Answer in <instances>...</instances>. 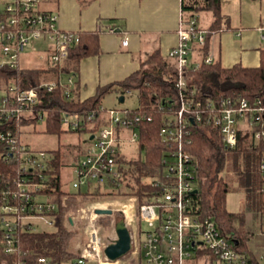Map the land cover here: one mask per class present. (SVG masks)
Listing matches in <instances>:
<instances>
[{"label": "built area", "instance_id": "built-area-1", "mask_svg": "<svg viewBox=\"0 0 264 264\" xmlns=\"http://www.w3.org/2000/svg\"><path fill=\"white\" fill-rule=\"evenodd\" d=\"M41 1L0 0V67H19V55L32 43L40 42L47 54L44 67L61 68L70 50L79 43V31L61 28L58 15L42 10ZM201 11L199 2L180 0L179 42L166 56L176 68L178 101L167 99L159 104L166 112L160 135L169 148L162 157L161 176L146 180L155 188L149 200L138 207V197L130 198L137 224L131 232L130 257L133 255L136 264H188V259L197 261L198 258H202L204 264H264V254L257 258L239 249L238 239L222 230L214 218L193 214V191L198 189L199 168L196 157L188 150L192 144V126L202 123L218 128L227 149L237 147L241 132L253 141L264 140V101L260 97L253 100L242 96L207 97L203 100L197 98V91L189 86L186 76L189 68L197 69L203 60L214 62L210 54L204 59L201 51L207 42V30L200 25ZM106 29L112 33L123 32L118 24ZM123 34L122 44L127 46L129 36L126 32ZM261 38L264 42V30ZM194 52L198 53L195 59ZM76 78L74 73H59L57 79L42 80L36 88L20 89L13 83L0 85V126L17 128L15 131L0 127V159L10 166L17 164L19 171L15 177H0V264H28L15 257L20 232L55 228L57 206L52 194L47 192L51 179L56 177L52 172L51 154L30 149L21 141L18 128L21 131L25 126H32L35 131L39 121L45 122V114L35 110L39 89L52 91L63 87L68 98ZM132 93L133 89H128L125 99ZM134 109H105L102 105L86 118L62 113V128L72 131L85 126L92 130L89 133L92 139L89 137L81 155L71 156L66 162L64 177L69 176L72 189L117 191L128 187L120 159L137 156L129 157L123 149L127 144L138 147V125L152 120L151 116ZM105 111L107 117H104ZM22 118H28L30 124L20 126ZM259 177L264 199V153ZM96 209L91 206L81 209L88 222V236L84 243L76 244L77 258L63 264H87L93 260L108 263L104 254L107 244L96 226ZM122 212L130 228L129 208L123 207ZM261 217L264 226V204ZM141 224H146L147 229H141ZM37 261L52 264L42 256Z\"/></svg>", "mask_w": 264, "mask_h": 264}, {"label": "trees", "instance_id": "trees-1", "mask_svg": "<svg viewBox=\"0 0 264 264\" xmlns=\"http://www.w3.org/2000/svg\"><path fill=\"white\" fill-rule=\"evenodd\" d=\"M192 1L199 2L202 10L211 12L213 16L211 25L206 28V45L201 49L205 59L209 54L211 38L222 25L221 0ZM100 32L101 28L96 31H79V43L70 50L65 65L61 68L0 67V85L13 83L20 89L36 88L42 80L57 79L59 73L77 75L79 61L86 56L99 53L98 34ZM175 75L174 64L167 57L162 56L159 51H155L148 56L147 60L141 62L137 71L126 79L100 87L95 95L83 100L78 97L77 78L75 87L68 98L65 96L63 87H57L52 91L39 89L35 110L45 114L43 133L60 137L67 132L79 134L84 132L87 133V137L83 141V146L67 143L48 150L52 157L54 168L52 172L56 174V177L51 179L47 192L52 194V201L57 206L54 211L57 221L55 228L50 231L20 232L17 236L18 253L15 255L17 260L27 261L28 264H41L37 258L42 256L52 264H63L76 259V231L71 229L72 223L68 212L73 206L96 202L95 193L107 192L109 195L114 194L120 197L137 196L138 207L149 200L155 188L151 187L146 180L161 176L162 157L169 148L160 135L166 112L160 109L159 104L165 103L167 99L177 103ZM186 76L190 88L197 91L196 96L199 99L242 96L251 100L260 97L264 101V50L261 51L260 64L256 67H246L240 63L232 67H224L219 60L212 63H206L203 60L197 69L189 68ZM128 89L136 90L139 94L140 107L135 108L134 111L152 117L151 121H143L138 125L140 155L130 159H120L128 187L117 191H91L87 188L64 189L62 172L65 170L66 160L71 156L81 155L92 130L85 126L72 131L62 128V113L67 112L86 118L89 112L100 109L102 100L108 93L117 90L124 95ZM28 124H30L28 118H22L20 121V126ZM3 127H10L17 131L14 125L1 128ZM18 133H20L19 128ZM188 150L196 157L199 168L198 193L194 195L193 214L214 218L222 230L238 239L239 249L255 257L249 248V241L255 232L238 228L235 224L238 216L226 209L225 201L227 193L230 192V183L224 176V170H226L227 161L234 160L228 167L234 172L233 175L238 177L240 186L246 189L250 199L255 201L262 212L264 199L260 191L259 164L264 153V140L253 141L251 137L241 132L237 147L227 149L222 142L218 128L209 124L196 123L192 126V144L188 146ZM240 154L244 156V166L240 165L235 158ZM17 168V164L10 166L0 159V177L17 176L19 173ZM111 220L109 216L102 219L105 226L109 225ZM130 256L131 253L124 258L127 259Z\"/></svg>", "mask_w": 264, "mask_h": 264}, {"label": "crops", "instance_id": "crops-1", "mask_svg": "<svg viewBox=\"0 0 264 264\" xmlns=\"http://www.w3.org/2000/svg\"><path fill=\"white\" fill-rule=\"evenodd\" d=\"M92 1L95 4H103L95 18L75 22L62 17L58 21L59 26L66 30L96 31L101 28L97 26L99 19L103 18L110 20L109 25H120L123 32L107 33L101 30L98 34L99 53L86 56L79 61L77 91L80 100L95 95L100 87L126 79L137 71L141 62L153 52L159 51L162 56L166 57L169 51L179 42L177 30L180 18V0H159V6L162 7L163 14L158 17L154 24L149 23L150 19L146 18L147 14H144L143 11L138 14L139 20L137 21L135 13L132 14L119 8L129 1L142 4L145 0ZM110 2L115 3L118 7L112 5L109 8ZM41 9L52 11L46 6ZM221 14L223 18L222 25L220 30L211 38L209 54L213 56L214 61L219 60L224 67H232L239 63L246 67L258 66L261 51L264 50V43L261 38L264 30V0H221ZM212 20L206 28L211 25ZM125 32L129 36L127 46L122 44L123 33ZM117 34V38L113 37ZM39 44L41 45L39 48L42 49V44L40 42ZM126 48L129 49L124 52ZM197 55L198 53L194 52L193 58L195 59ZM109 56H126L129 58L122 65L118 63V73L121 72V74L116 76L104 73L102 67ZM135 56L139 57L138 62H135ZM89 61L95 62V65L99 67L97 73L90 76L82 71L83 66ZM85 89L87 91L92 90V94L81 97V93ZM252 240L249 241V248L254 256L259 258L264 254L263 240L257 239V236L255 241ZM91 263L92 261H89L87 264ZM133 264H136V262L134 261Z\"/></svg>", "mask_w": 264, "mask_h": 264}, {"label": "rangeland", "instance_id": "rangeland-1", "mask_svg": "<svg viewBox=\"0 0 264 264\" xmlns=\"http://www.w3.org/2000/svg\"><path fill=\"white\" fill-rule=\"evenodd\" d=\"M92 0H42L39 4L40 8L47 7L52 10V12H55L58 15V21L62 19V17L69 18L71 21L74 20H86L87 18H95L96 14L99 12L101 7H103V4H95L92 3ZM112 5H116L113 2H110L109 8L112 7ZM118 7V5H116ZM1 8V4H0ZM125 11H129L130 13H135V19L138 21L139 17L138 14L140 12H144V14H147L148 19H150L149 23L154 24V22L163 14L162 7L159 6V0H145L142 4L138 2L129 1L119 7ZM210 20H212V15L208 11H201V19H200V25L202 28H206ZM110 20L105 19H99L98 25L101 27L103 31H107L106 27L109 25ZM84 22V21H82ZM89 22V20H87ZM113 22V21H112ZM117 35H113V37L117 38ZM112 37V38H113ZM264 43V42H263ZM39 42L32 43L29 47H27L20 55H19V64L23 68H40L44 67L46 65V56L47 54L39 44ZM264 46V45H263ZM126 48L124 49V52L127 51ZM135 62H138L139 57L135 56ZM129 58L126 56H109L108 59L105 61L104 66L102 67L104 73H107L106 75H116L121 74L118 73V63L124 64L125 61H127ZM147 60V57L145 58ZM95 62H88L86 63L82 71L86 72L89 76L91 74L97 73V67L95 65ZM91 91H87L86 89L81 93V97H87L89 94H92ZM120 92L115 90L110 93H108L102 100V105L105 109H134L139 106V97L138 92L136 90H133V93L131 95H126L125 102L121 103L119 101ZM92 96V95H91ZM108 113L107 111L104 112V117H107ZM44 129V122L39 121L35 125V131L32 130V126H25L21 128L20 133V139L22 142L26 143L30 149L32 150H51L55 149L56 147H59L61 145L67 144V143H76L80 146L84 145V140L87 137V133H65L62 134L60 137H57L55 135H48L43 133ZM124 153H126L129 157L131 156H139L140 151L138 147L134 144H127L124 147ZM144 156V154H142ZM237 158V161L240 165L244 166V156L243 154H240ZM234 158V159H235ZM65 159V158H64ZM68 160V159H67ZM66 160V161H67ZM234 161V160H233ZM232 160L229 162L227 161V167L233 162ZM226 167V170H224V176L228 179V182L230 183V192L227 193L226 196V209L230 213H234L238 216L237 221L235 222L236 226L238 228H242L247 231H254L255 236H252V241L257 239L263 240L264 244V226L262 224V217L261 212L258 209V205L255 204V201H252L250 199V196L248 195L246 189L244 187L240 186V181L238 177L236 178L233 175V171L230 170V168ZM63 177L66 175V171L64 170L62 172ZM69 176L64 177V189L66 190H72L71 184L69 181ZM95 193V192H93ZM96 194V202L87 203V204H81L77 206H73L69 212L68 215L70 218H72V227L71 229L76 231V244L77 243H84L88 236V222L86 217H84L81 209H85L89 206L91 207H97L102 209H112L114 213L112 215H99L97 216L96 220V226L98 228L99 234L103 239V242L105 244L110 243L113 241L116 236L115 231V224L117 221L121 219H125V216L122 212L123 207L129 208L130 212V230L131 232L135 230L136 228V216L134 213V205L132 203V200H130L131 197H120L118 195L114 194H108L107 192H98ZM64 200V197L62 198ZM111 217L112 220L109 225H104V221L102 219L104 217ZM141 229L146 230L147 225L141 224ZM41 230H52L49 227H41ZM263 235V236H259ZM85 237V238H84ZM254 237V238H253ZM75 244V245H76ZM264 248V247H263ZM133 257V255H132ZM131 258H121L117 261H105L108 262L107 264H133L134 259ZM188 264L195 263V264H204V260L202 258H198L197 261H190L187 260ZM91 264H100L97 260H93Z\"/></svg>", "mask_w": 264, "mask_h": 264}, {"label": "water", "instance_id": "water-1", "mask_svg": "<svg viewBox=\"0 0 264 264\" xmlns=\"http://www.w3.org/2000/svg\"><path fill=\"white\" fill-rule=\"evenodd\" d=\"M119 101L121 103L125 102L124 95H120ZM92 139V136L90 137ZM198 189L193 191V194H197ZM96 213L99 215H112L114 211L112 209H96ZM116 238L108 243L104 248V254L110 261H117L124 258L126 255L132 252L133 242L131 230L126 224L124 219H121L115 224ZM236 243H238L236 241Z\"/></svg>", "mask_w": 264, "mask_h": 264}, {"label": "bare ground", "instance_id": "bare-ground-1", "mask_svg": "<svg viewBox=\"0 0 264 264\" xmlns=\"http://www.w3.org/2000/svg\"><path fill=\"white\" fill-rule=\"evenodd\" d=\"M125 207V206H124Z\"/></svg>", "mask_w": 264, "mask_h": 264}]
</instances>
